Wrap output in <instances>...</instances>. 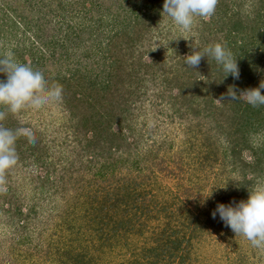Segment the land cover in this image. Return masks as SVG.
I'll use <instances>...</instances> for the list:
<instances>
[{"label":"trees","instance_id":"obj_1","mask_svg":"<svg viewBox=\"0 0 264 264\" xmlns=\"http://www.w3.org/2000/svg\"><path fill=\"white\" fill-rule=\"evenodd\" d=\"M163 5L164 0H0V57L12 54L42 69L46 87L62 86L60 101L67 106L69 129L75 134L67 143L76 141L80 149L75 163L78 170L86 168L101 180L86 184L81 176L83 181H75V190L82 181V194L87 191L93 198L68 200L65 220L71 239L55 242L53 233L46 235L47 223L39 227L34 207L24 212L8 177L21 164L24 169L32 163L46 166L51 142L34 128L35 141L19 137L17 164L0 172V212L7 213L12 227L4 241L9 238L14 249L28 245L44 264H107L99 262L100 253L117 249L121 254L124 248L131 255L121 264H196L197 247L216 220L212 212L217 205L202 208L195 199L186 208L178 195L174 200L160 195L159 171L169 170V161L176 158L171 140L162 136L163 141H151L142 129L141 117L145 125L155 105L149 103L153 96L163 100L160 106L170 102L174 113L188 119L186 133L191 138L200 137L187 151L201 172H216L224 204L247 200L250 188L264 185V105L217 100L227 95L230 85L239 92L264 80V0H218L215 13L208 20L197 17L189 31L196 37V50L215 43L229 49L238 59V80L225 78L222 66L211 58L204 57L196 69L187 66L179 49L177 62L167 66L164 55L152 49L157 36H168L166 28L177 27L166 14L163 18ZM18 39L31 44L10 47ZM49 65L54 70H48ZM0 79L6 80V75L0 74ZM0 111L7 112L0 125L13 130L27 126L21 112L13 114L4 106ZM69 169V175L62 172V181L72 179L76 168ZM190 181L191 187L197 183L193 177ZM51 184L49 175L37 191ZM80 205L83 219L77 215ZM227 235L232 245L236 237L242 241L236 245V264L255 261L257 248L250 241L232 231ZM7 246L3 244L0 263L16 264L19 254Z\"/></svg>","mask_w":264,"mask_h":264},{"label":"rangeland","instance_id":"obj_2","mask_svg":"<svg viewBox=\"0 0 264 264\" xmlns=\"http://www.w3.org/2000/svg\"><path fill=\"white\" fill-rule=\"evenodd\" d=\"M206 19L208 20L209 17ZM165 30L168 31V36L166 37L165 33L164 36H157L152 41V49L156 50V52H161V54H163L168 61L167 66H170L177 62V49L183 51L185 55H187V51L191 48L190 44L196 42L197 40L196 37L192 38L189 31L182 32L179 27H176L174 30H170L168 28ZM181 36L187 40L180 38ZM30 44L31 41L22 42L18 39L13 41L10 47H23L22 45ZM79 53L82 52L80 51ZM73 57L76 60L79 58L74 55ZM57 68L60 69V67ZM47 69L54 70V67L49 65ZM162 101L163 100L158 96H153L152 101H149V103L151 105V102L152 104L154 102L155 105L148 113L149 120L145 125L143 124V117H141L142 129L147 132L148 136L150 135L153 138L151 141H156L157 139L160 141L162 140V136H166L175 145V148L172 151V157L176 158V161H169V170H165L163 172L158 170L160 173L158 180L163 187V191L162 193L160 192V195L163 198H168L169 200H174L175 195H178V197L183 200L184 203L182 204L185 205L186 208L187 206L192 207V202L195 199L197 202L200 200L198 204H200V207L202 208H204L207 203H214L215 205L220 203L224 204L226 200L223 198L224 194L222 195V198L220 197V190L218 186L219 180L216 181V172H213L212 169V171L207 170L201 172L198 169L199 165L191 162V154L187 151L189 150L192 141L199 143L198 138L200 137L191 138L186 133V122L188 119L180 118L176 112L174 113L175 109L171 107L170 102H166L160 106ZM66 107L67 106H65L60 100H49L38 108H27L21 111L20 118H22L23 123L27 125L26 127L31 129H40L48 135V141L51 142L50 146H52L50 149L52 156L47 158L46 166H35V164L32 163V165H29L28 168L24 169L21 164L12 172H9L10 175L8 176H12L11 182L13 183V188L16 187L15 192L18 193V197L21 198L24 212L28 213L31 207H34L37 220L39 223L41 222L39 227L45 226L44 224L47 223L50 228L46 235L48 236L53 233V237H55L56 240L55 242H62V244L70 242V237L72 235L68 229V223L65 220L67 216L66 208L69 201L74 196H77L80 203L87 200V198L88 200L93 198L89 194L86 196L87 191H85V196L82 194V189L80 190V187L83 184L81 176L85 177L84 183L86 184L89 180H94L96 183L101 182L100 179L97 180L94 178L93 172L87 170L86 168L78 170V168L81 169V167L79 166V162L76 164L75 161L78 159L80 149L78 148L79 146L75 148L77 145L76 141L70 142L74 139L75 134L73 130L69 129L70 113ZM160 110L162 112H159ZM254 138L258 140L261 138V135H255ZM68 139H70L69 143H67ZM66 163L68 165H66ZM72 163H74L75 167H72ZM67 166L68 169L73 168V170H75L76 168V172L74 171L73 174H71L72 179L69 177L70 179L66 181L64 179L62 181V172L64 174L72 172V169H69L71 171L66 170ZM79 172L83 175H80ZM195 173H197L196 178L194 176ZM49 175L52 184L37 191L36 186H39L41 181ZM207 176L209 180H204V177ZM192 177L196 179L197 183H192L193 185L191 187L190 179ZM79 178L82 181L80 182V186L77 184L79 189L75 190L74 187L76 184L74 187L73 184ZM201 184L204 187H201ZM7 187L8 186H5V189H7ZM69 191L70 193L68 194ZM163 193H165L164 196ZM1 203H3L2 199L0 200V204ZM9 205L10 203L4 202V207H9ZM83 213V207L80 205L77 214L80 215V219H83L82 216H85ZM77 215L72 218H76ZM7 217L8 216L5 211L0 212V258H2V247L4 244L8 245L7 247L10 252L14 251V254H19L16 264H44L43 257L38 256L32 252V250H27L28 245L23 246V248L20 247L18 249H14L16 246L15 244L14 246L11 244L9 238L4 241V239H6V235L12 231V227L7 223ZM215 219L216 220L212 222V225H210L206 230V240H202L200 245L197 247L195 255L198 258L196 264H236L233 260V258L235 259V257H237L235 249L242 241L236 237L234 239L238 241L237 243L236 241H233L234 245H232V242L228 240L231 235H227L232 230H229L228 232V229L226 230V228H224V222L220 219L219 214H217ZM218 221H220L221 224L218 223L216 225ZM84 238L87 239L85 236ZM140 239L144 240L142 237ZM80 242L84 245V247L87 245L86 241ZM126 250L124 248L121 254L119 253L120 250L117 249H110L106 253H100L101 258H99V262L107 264H121L127 259V255H131V252ZM247 252L251 254L253 253V251H249L248 249ZM0 264H2V262ZM251 264H264V249L257 248V257Z\"/></svg>","mask_w":264,"mask_h":264},{"label":"clouds","instance_id":"obj_3","mask_svg":"<svg viewBox=\"0 0 264 264\" xmlns=\"http://www.w3.org/2000/svg\"><path fill=\"white\" fill-rule=\"evenodd\" d=\"M217 3L218 0H164L162 15L163 18L164 14L170 17L182 32L191 31L197 17L208 18L215 13ZM190 47L193 51L184 56L187 66L196 69L201 60L207 57L208 60L214 59L222 66L226 73L225 78L229 75L237 80L240 78L238 59L234 58L233 53L221 43L211 44L202 50H196L194 44H190ZM0 74L6 75V80L0 79V106H4L8 112L18 114L27 108H38L49 100L62 99V86L57 84L50 88L46 87L47 77L42 69L20 61L12 54L0 57ZM262 90L264 80H261L258 87L239 92L235 86L230 85L227 95H222L217 100L221 102L244 100L253 107H258L264 105ZM6 114V111H0V120H3ZM21 136H26L30 141L37 139L35 132L29 127H18L13 130L0 125V172L17 164L18 153L15 145ZM217 214L236 236H243L253 247L264 249V185L250 188L247 200L218 204L212 212L213 218H216Z\"/></svg>","mask_w":264,"mask_h":264}]
</instances>
